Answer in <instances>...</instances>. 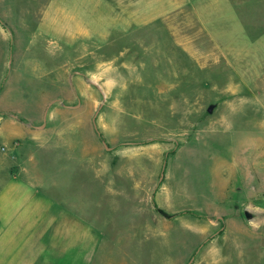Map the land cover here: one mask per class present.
Masks as SVG:
<instances>
[{
    "label": "rangeland",
    "instance_id": "374dc122",
    "mask_svg": "<svg viewBox=\"0 0 264 264\" xmlns=\"http://www.w3.org/2000/svg\"><path fill=\"white\" fill-rule=\"evenodd\" d=\"M44 91L79 103L55 121L98 110L109 147L165 149L156 203L174 220L149 250L264 264V0H0L1 99L25 119Z\"/></svg>",
    "mask_w": 264,
    "mask_h": 264
},
{
    "label": "crops",
    "instance_id": "0c3cea01",
    "mask_svg": "<svg viewBox=\"0 0 264 264\" xmlns=\"http://www.w3.org/2000/svg\"><path fill=\"white\" fill-rule=\"evenodd\" d=\"M53 96L44 91L24 119L0 93V264H180L146 239L174 218L155 210L165 149L142 141L106 150L84 116L54 120L79 106L47 105ZM188 218L203 240L211 228Z\"/></svg>",
    "mask_w": 264,
    "mask_h": 264
},
{
    "label": "water",
    "instance_id": "95a60500",
    "mask_svg": "<svg viewBox=\"0 0 264 264\" xmlns=\"http://www.w3.org/2000/svg\"><path fill=\"white\" fill-rule=\"evenodd\" d=\"M78 106H79V103L76 104V105H74L73 107H78ZM99 109H100V107H99ZM97 114H98V110L95 112V114H94V116H93V118H92V124H93V126H94L96 132L98 133V131H97V127H96V122H95V119H96ZM44 126H45V121H44L40 126H38V127H39V128H43ZM103 146H104V148H105L106 150H110V149H111L109 146H107V144H106L105 142H103ZM161 176H162V173H161ZM246 216L248 217L249 215L246 214Z\"/></svg>",
    "mask_w": 264,
    "mask_h": 264
},
{
    "label": "trees",
    "instance_id": "16d2710c",
    "mask_svg": "<svg viewBox=\"0 0 264 264\" xmlns=\"http://www.w3.org/2000/svg\"><path fill=\"white\" fill-rule=\"evenodd\" d=\"M100 136L102 137L101 134H100ZM155 210H156L157 213H159L161 216H163V217H165V218H167V219L172 217V216L166 214L164 211H162V210H160L159 208H157L156 206H155Z\"/></svg>",
    "mask_w": 264,
    "mask_h": 264
}]
</instances>
